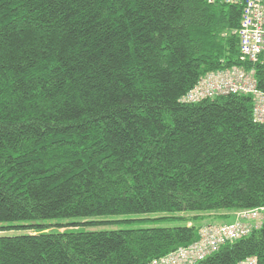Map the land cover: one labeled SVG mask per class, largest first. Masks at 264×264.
Instances as JSON below:
<instances>
[{"label": "trees", "instance_id": "16d2710c", "mask_svg": "<svg viewBox=\"0 0 264 264\" xmlns=\"http://www.w3.org/2000/svg\"><path fill=\"white\" fill-rule=\"evenodd\" d=\"M243 5L0 0V222L264 209L252 96L180 102L233 66L253 69L264 92V55L240 60ZM186 222L0 235V264H147L198 240L201 224ZM252 257L264 264V212L259 228L194 264Z\"/></svg>", "mask_w": 264, "mask_h": 264}, {"label": "built area", "instance_id": "2783aa9c", "mask_svg": "<svg viewBox=\"0 0 264 264\" xmlns=\"http://www.w3.org/2000/svg\"><path fill=\"white\" fill-rule=\"evenodd\" d=\"M237 35L240 60L257 63L264 55V0H244ZM231 93L252 96L253 120L264 123V92L257 89L253 69L233 66L208 72L180 98V102L196 103L205 98ZM263 212V208L238 211L236 220L231 223L204 225L199 228L197 241L180 246L147 264H194L216 252L226 242L237 240L259 228ZM238 264H256V259L247 258Z\"/></svg>", "mask_w": 264, "mask_h": 264}, {"label": "rangeland", "instance_id": "374dc122", "mask_svg": "<svg viewBox=\"0 0 264 264\" xmlns=\"http://www.w3.org/2000/svg\"><path fill=\"white\" fill-rule=\"evenodd\" d=\"M216 212H229L222 209ZM213 213L200 211L154 212L144 214L106 215L98 217H71L52 219H32L13 222H0V235H26L34 231H63L73 229L84 232L116 231L130 228L161 227L174 228L190 224L201 227L208 224H228L236 220L237 212H231L229 218H215ZM195 215L205 216L202 220H194Z\"/></svg>", "mask_w": 264, "mask_h": 264}, {"label": "crops", "instance_id": "0c3cea01", "mask_svg": "<svg viewBox=\"0 0 264 264\" xmlns=\"http://www.w3.org/2000/svg\"><path fill=\"white\" fill-rule=\"evenodd\" d=\"M229 212H217V213H213L214 217L215 218H222L220 216L224 215V214H228ZM229 214H232V213H229Z\"/></svg>", "mask_w": 264, "mask_h": 264}, {"label": "bare ground", "instance_id": "6f19581e", "mask_svg": "<svg viewBox=\"0 0 264 264\" xmlns=\"http://www.w3.org/2000/svg\"><path fill=\"white\" fill-rule=\"evenodd\" d=\"M243 8H244V5H243ZM236 34H237V31H236Z\"/></svg>", "mask_w": 264, "mask_h": 264}]
</instances>
